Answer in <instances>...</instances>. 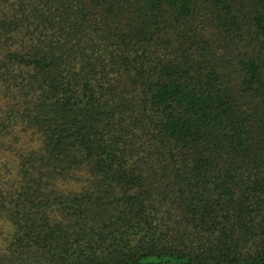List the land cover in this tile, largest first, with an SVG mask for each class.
I'll use <instances>...</instances> for the list:
<instances>
[{
	"label": "trees",
	"instance_id": "16d2710c",
	"mask_svg": "<svg viewBox=\"0 0 264 264\" xmlns=\"http://www.w3.org/2000/svg\"><path fill=\"white\" fill-rule=\"evenodd\" d=\"M0 264H264V0H0Z\"/></svg>",
	"mask_w": 264,
	"mask_h": 264
}]
</instances>
